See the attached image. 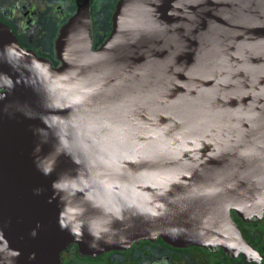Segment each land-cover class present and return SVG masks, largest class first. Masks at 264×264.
Returning <instances> with one entry per match:
<instances>
[{
	"label": "water",
	"instance_id": "water-1",
	"mask_svg": "<svg viewBox=\"0 0 264 264\" xmlns=\"http://www.w3.org/2000/svg\"><path fill=\"white\" fill-rule=\"evenodd\" d=\"M111 22L94 49L81 5L57 67L0 23V264L213 244L264 205V0H119Z\"/></svg>",
	"mask_w": 264,
	"mask_h": 264
},
{
	"label": "flooded vegetation",
	"instance_id": "flooded-vegetation-1",
	"mask_svg": "<svg viewBox=\"0 0 264 264\" xmlns=\"http://www.w3.org/2000/svg\"><path fill=\"white\" fill-rule=\"evenodd\" d=\"M94 1L0 0V23L11 30L21 47L57 67L61 64L55 49L60 29L81 5L86 4L90 10L92 47L98 48L109 35L119 0ZM107 12V21L96 25ZM230 216L236 229L233 235L223 236L213 244L179 245L157 237L97 255H82L76 244H70L60 252V261L61 264H264V205L256 202L243 212L231 209Z\"/></svg>",
	"mask_w": 264,
	"mask_h": 264
},
{
	"label": "rangeland",
	"instance_id": "rangeland-1",
	"mask_svg": "<svg viewBox=\"0 0 264 264\" xmlns=\"http://www.w3.org/2000/svg\"><path fill=\"white\" fill-rule=\"evenodd\" d=\"M95 2H96V0L94 1V3H95ZM107 2H109V0H108ZM100 13H101V12H100ZM108 15H109L108 12L105 13V14L101 17V21H97L96 25L101 26L102 24H104V23L107 21V19H105V17L107 18ZM108 22H109V19H108Z\"/></svg>",
	"mask_w": 264,
	"mask_h": 264
}]
</instances>
